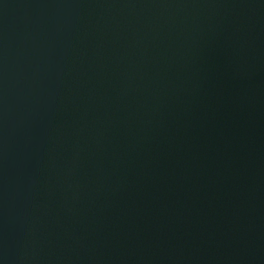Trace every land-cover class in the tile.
Instances as JSON below:
<instances>
[{"label":"water","instance_id":"1","mask_svg":"<svg viewBox=\"0 0 264 264\" xmlns=\"http://www.w3.org/2000/svg\"><path fill=\"white\" fill-rule=\"evenodd\" d=\"M0 264H264V0H0Z\"/></svg>","mask_w":264,"mask_h":264}]
</instances>
